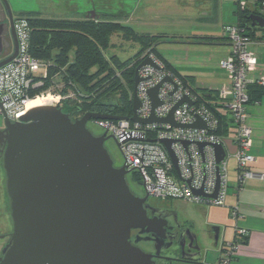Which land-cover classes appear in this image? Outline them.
<instances>
[{"label":"water","instance_id":"water-1","mask_svg":"<svg viewBox=\"0 0 264 264\" xmlns=\"http://www.w3.org/2000/svg\"><path fill=\"white\" fill-rule=\"evenodd\" d=\"M250 18L252 25L264 27V17L251 14ZM14 56L1 61L0 66ZM145 64L154 65L145 58L135 68L133 113L129 119L177 126L173 111L183 102H192L184 96L167 116L156 118L153 109L160 104L157 92L161 82L147 91L150 116L137 117V72ZM1 115L4 148L0 152L12 230L1 249L0 264H151L149 257L128 240L131 229L151 231L146 214L150 207L145 203L148 195L138 197L131 192L125 177L126 164L114 166L104 142L112 139L118 147L120 142L105 131L95 135L87 127L91 119L128 117L87 112L72 119L56 105L31 107L18 121H11L5 112ZM188 127L205 128V124L196 116ZM155 140L175 163L172 140ZM198 146L201 150L204 143ZM212 146L216 161H221L224 146ZM217 189L218 178L212 197ZM210 232L216 247L222 228L213 224ZM3 237L0 234V239Z\"/></svg>","mask_w":264,"mask_h":264},{"label":"built area","instance_id":"built-area-1","mask_svg":"<svg viewBox=\"0 0 264 264\" xmlns=\"http://www.w3.org/2000/svg\"><path fill=\"white\" fill-rule=\"evenodd\" d=\"M238 1L243 8L246 3ZM257 8L260 13L264 12V1ZM15 29L17 52L10 61L0 66V115L5 112L11 121H18L28 109L38 106L37 102L57 106L65 98L51 92L30 95L40 84L34 75L40 74V71L41 75H45L46 67L29 52L30 28L27 22L19 20ZM227 32L231 52L220 61V66L225 70L230 85L218 91L217 100L224 103L233 121L236 189H240L248 178L264 179L262 173L251 170L254 156L250 152L252 128L247 114V85L250 82L248 73L255 70L257 59L248 49L252 41L242 34V29L231 25ZM149 51L146 50L139 57L140 62L149 58L154 65L145 64L138 69L139 81L135 90L140 106L136 115L140 119L150 116L152 106L147 91L161 82L157 92L160 104L153 109L156 118L167 116L184 96L192 102H183L173 111V121L178 125L174 126L170 122H133L129 119L132 115L124 120L93 119L92 123L120 142L124 163L135 169L148 196L156 199H181L197 205L223 206L228 190L226 154L217 162L212 146L222 144L225 148V139L215 133L218 121L211 109L199 101V96L186 88ZM257 83L264 85V76L259 77ZM46 98L49 100L48 104L44 101ZM196 116L202 120L205 128L188 127L195 122ZM155 139L172 140L170 148L175 163L166 148ZM198 143H204L201 150ZM217 178L218 189L216 196L212 197ZM246 234V229L235 226L233 240L222 250L216 264H233L236 250Z\"/></svg>","mask_w":264,"mask_h":264},{"label":"trees","instance_id":"trees-1","mask_svg":"<svg viewBox=\"0 0 264 264\" xmlns=\"http://www.w3.org/2000/svg\"><path fill=\"white\" fill-rule=\"evenodd\" d=\"M253 1L259 6L264 0ZM235 13L238 17L236 23L225 27L228 40L227 28L231 25L242 29V34L248 36L251 41L254 38L264 39V27L252 25L250 18L251 14L264 17V12L252 10L246 5L243 8L237 7ZM28 27L29 52L46 67L45 75H41L42 71L34 75L40 84L30 95L51 92L64 96L58 106L72 119L79 118L87 112L129 118L133 113L134 71L141 61L140 55L150 50L149 52L159 58L186 88L199 96L200 102L211 109L218 121L215 130L217 135L225 138L234 127L224 103L217 100L218 92L214 95L193 89L185 77L180 76L170 63L159 57L154 44L162 35L137 32L130 25L123 24L121 19L114 20L107 16L100 19L77 20L34 17L29 19ZM115 33L125 40L137 42L140 45L139 51L127 59H121L116 54L110 55L108 52L112 44L110 38ZM70 52L73 54L72 59L69 58ZM249 84L250 82L247 91L250 102L264 94V85L257 83L260 89L252 93ZM133 175L139 179L137 173Z\"/></svg>","mask_w":264,"mask_h":264},{"label":"crops","instance_id":"crops-1","mask_svg":"<svg viewBox=\"0 0 264 264\" xmlns=\"http://www.w3.org/2000/svg\"><path fill=\"white\" fill-rule=\"evenodd\" d=\"M209 2H212V0H209ZM185 4L188 6L186 0H140V3L135 8L131 7L130 13L148 7L156 9L154 17L161 18L163 14L160 13L164 12L166 6L171 5L172 9H177ZM204 9V12H201L194 19L208 24V20L214 18V21L220 24L217 32L211 30L209 25V28L205 27L199 31L186 33L170 32L158 27L155 31H148L147 29L143 31L151 35H162L158 38L160 40H157L158 42L169 41L177 44H189L186 45L189 48L179 49L183 50L180 54H182L183 59L186 58L184 62L180 57H175L173 52L165 53L160 50L156 43L154 48L159 57L170 63L180 76L185 77L193 89L215 95L221 88L230 85L227 75L220 67L219 62L231 50L229 40L226 38L225 27L236 20L233 17L234 13L227 21L222 10H219L220 14L216 19L210 14L213 10L212 7L208 5ZM235 10L236 8H234ZM249 50L255 53L254 55L257 59L255 70L248 73L250 90L253 93L256 89H260V86L257 85L258 78L264 76V39L254 38L249 45ZM247 114L248 123L252 128L250 152L254 156V161L251 164V170L264 175V94L249 102ZM224 139L228 180V190L224 205H203L204 207L199 208L207 229L213 224L222 228L217 244L218 254L214 263H217L222 254V249L226 248L228 243L233 240L235 226H239L246 229L247 236L239 244L233 264H264V179L248 178L240 189H236L237 174L233 157L235 150L233 129H230V133ZM230 161L231 164L229 165ZM1 177L0 171V188L3 185ZM7 208L9 207L7 206ZM190 224L195 228V224L192 221H190ZM7 225L8 222L3 214L0 226L6 229ZM206 263L210 264L209 262Z\"/></svg>","mask_w":264,"mask_h":264},{"label":"flooded vegetation","instance_id":"flooded-vegetation-1","mask_svg":"<svg viewBox=\"0 0 264 264\" xmlns=\"http://www.w3.org/2000/svg\"><path fill=\"white\" fill-rule=\"evenodd\" d=\"M138 3H140V0H0V62L17 52L18 39L15 24L19 20H25L29 24V19L34 17L45 18L42 16V11L44 10L47 11L49 9V11L56 12L62 8L68 10L67 13L69 16L60 18L77 20L100 19L107 16L126 20L131 7L135 8ZM246 5L251 7L252 10L258 11V6L253 0L246 2ZM3 128V125H0V129L2 130ZM88 128L90 129L89 126ZM3 140L0 134V149L4 148ZM107 142L108 140L104 142V146L114 166L121 167L125 163L123 162L121 165L115 163L113 154L107 146ZM116 147L122 154L120 147L117 145ZM1 157L0 152L2 166ZM126 170H128L125 174L127 181V178H130V175L135 174L136 171L130 166H127ZM136 180L133 183L139 189H142L143 193H138L137 188L134 189L131 186L132 183H128L131 192L138 197L146 196L147 193L144 191L141 181L139 179ZM152 198L148 196L145 200V203L150 207L146 210V214L150 219L148 228L151 231L146 232L144 230L145 228L131 229L128 238L129 242L144 252L149 257L151 264H207V255H204V249L198 242L197 230L190 224L188 219H181L180 214L172 205V199ZM4 199V208L0 214L5 215L9 225L7 229L1 228L2 226H0V234L4 236L0 239V255L1 249L7 243L9 233L12 230L9 227L11 224L9 208H5V203L8 198L5 196ZM206 232L209 238L212 239L214 234L210 232V228H206Z\"/></svg>","mask_w":264,"mask_h":264},{"label":"rangeland","instance_id":"rangeland-1","mask_svg":"<svg viewBox=\"0 0 264 264\" xmlns=\"http://www.w3.org/2000/svg\"><path fill=\"white\" fill-rule=\"evenodd\" d=\"M151 1V0H148ZM188 3V6L185 4L182 7L173 8L171 5L166 6L164 9V12L160 13L163 14L161 18H156L155 16V10L153 8H141L139 10H136L134 13H130L127 15L126 20L123 18H119L123 24L130 25L135 29L136 31H141L144 32L143 30H148V31H155L157 30V27L159 29H164L170 32H191V31H199L202 28H209L215 32H217L219 28V23L214 21V18H211L208 20V24L203 23L202 21H197L194 18L198 17L201 12H204V8L206 6H210L213 8V10L210 12V14L217 19L218 15L220 14L219 10H222L224 12L225 18L229 19L230 16H233L232 14L234 13V20L237 21V14L234 11V8L237 9L239 7V1L238 0H212V2H209V0H186ZM243 2H251V0H240ZM192 5V6H191ZM159 7V6H157ZM164 7V6H163ZM68 10L66 9H59L56 12L49 11V9L46 11H42V16L46 18H60V17H65L69 16L67 13ZM158 12V11H157ZM193 13V14H192ZM111 18L114 20H119L118 18H112V17H107ZM236 21L234 23H236ZM233 24V23H232ZM209 25V27H208ZM162 26V27H161ZM193 34V33H191ZM196 38V37H195ZM160 41V40H158ZM156 42V45L159 46L160 50H163L165 53H170L173 52L175 57H180L182 61L184 62L185 59H183L182 54H180L181 51L179 50L180 48L187 49L189 48L186 45L189 44H177L175 42ZM110 42L112 43L110 48L108 49V52L111 54H116L119 56L121 59H127L129 57H132L134 54H136L139 49L140 45L137 42H133L130 40H125L121 35L118 33H115L111 36ZM183 45V46H181ZM158 49V50H159ZM256 52V51H255ZM255 54L254 52H252ZM257 54V53H256ZM73 54L72 52L69 53V58L72 59ZM49 98V97H48ZM45 103L48 104L47 98ZM93 120H90L87 123V127H90V130L95 133V134H101L104 131L101 130L100 128L96 127L93 123ZM3 119L2 115H0V125H2ZM107 146L111 150L113 154V158L115 160V163L118 165L123 164L124 159L122 154L120 153L119 149L116 147L115 143L110 139L107 142ZM231 164V161L229 165ZM0 171L2 175V187L0 188V213L2 212V209L4 208L3 202H4V197L6 196L5 193V178H4V171L1 166V161H0ZM127 183H132L131 186L134 187V189L137 188L138 193H143L142 189H139L133 182L137 181L135 175L131 174L130 178H127ZM153 199V198H152ZM172 205L173 207L177 210V212L180 214L181 219L192 221L195 225V230H197V238L198 242L201 244L203 249L206 250L207 257H206V262H209L210 264H215V260L217 258V246L215 247L213 245V240L209 238L208 233L206 232V226L204 225V220L202 217V213L199 210L200 207H204L203 205H197L193 204L191 202H187L184 200L180 199H172ZM8 202L6 200L5 203V208L7 209ZM3 215L0 214V221L1 217ZM5 216V215H4ZM9 225V222H8ZM8 225L6 229L8 228ZM11 228V224L9 226ZM1 229V228H0ZM6 231V230H4Z\"/></svg>","mask_w":264,"mask_h":264},{"label":"bare ground","instance_id":"bare-ground-1","mask_svg":"<svg viewBox=\"0 0 264 264\" xmlns=\"http://www.w3.org/2000/svg\"><path fill=\"white\" fill-rule=\"evenodd\" d=\"M36 103V102H35ZM38 105H41L42 103L37 102Z\"/></svg>","mask_w":264,"mask_h":264},{"label":"clouds","instance_id":"clouds-1","mask_svg":"<svg viewBox=\"0 0 264 264\" xmlns=\"http://www.w3.org/2000/svg\"><path fill=\"white\" fill-rule=\"evenodd\" d=\"M58 106V105H57ZM93 120V119H92Z\"/></svg>","mask_w":264,"mask_h":264}]
</instances>
